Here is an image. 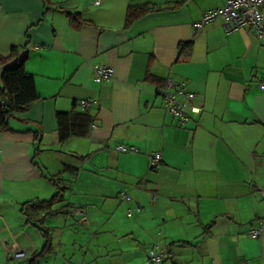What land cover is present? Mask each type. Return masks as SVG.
Segmentation results:
<instances>
[{
  "label": "crops",
  "instance_id": "obj_1",
  "mask_svg": "<svg viewBox=\"0 0 264 264\" xmlns=\"http://www.w3.org/2000/svg\"><path fill=\"white\" fill-rule=\"evenodd\" d=\"M223 1L0 0V57L25 54L38 95L0 128V264H146L156 242L164 264H264V45L193 27ZM136 5L155 9L127 24ZM98 64L113 69L100 83ZM168 76L203 108L184 125L163 106ZM72 109L92 122L62 142L56 113Z\"/></svg>",
  "mask_w": 264,
  "mask_h": 264
},
{
  "label": "built area",
  "instance_id": "obj_2",
  "mask_svg": "<svg viewBox=\"0 0 264 264\" xmlns=\"http://www.w3.org/2000/svg\"><path fill=\"white\" fill-rule=\"evenodd\" d=\"M101 0H92L94 6L100 5ZM1 10V3H0ZM220 20L223 25L224 32L231 34L234 31L243 28H249L255 37L264 45V0H224L223 4L206 10L199 20L193 23L196 30L202 29L206 24L213 21ZM35 48H38L36 46ZM112 67L104 64H98L93 67V79L100 83L109 79L112 75ZM260 87L264 88V72L259 80ZM163 106L165 110L170 113L179 124H186L192 114H198L202 111V107L193 104L194 94L188 92L185 88V82L177 80L174 77H166L161 90ZM92 99H78L76 105L82 110L86 111ZM120 151H136L137 147L126 145H118ZM162 162V153L160 151H150L148 154V164L151 169L157 168ZM262 197H264V189L261 190ZM118 197L121 200L128 201L131 199L130 193L120 191ZM155 198V195L153 196ZM141 206L136 209L131 207L127 210V215L131 216L135 211L140 212ZM80 214H84V210L80 209ZM261 227L250 228L248 235L251 237L260 236ZM161 231H159V234ZM10 258L22 260L27 258V253L23 249L14 245L10 248ZM167 248L161 242H156L147 252L146 264H164L167 260Z\"/></svg>",
  "mask_w": 264,
  "mask_h": 264
},
{
  "label": "trees",
  "instance_id": "obj_3",
  "mask_svg": "<svg viewBox=\"0 0 264 264\" xmlns=\"http://www.w3.org/2000/svg\"><path fill=\"white\" fill-rule=\"evenodd\" d=\"M154 9V7L141 5L130 6L126 13V23L129 24L139 16ZM67 14L72 25L78 26L81 23L77 14ZM187 46L188 43L181 44L180 50L184 51ZM12 59L14 61L5 65L0 76V128L2 129L7 128L8 118L12 115L13 110L26 107L38 99L34 78L24 68L26 55L19 56L18 49L13 47L10 55L0 57V64ZM56 120L59 139L62 142L71 136H85L92 122L88 113L74 109L68 112L58 111ZM33 259L30 260L29 264H33Z\"/></svg>",
  "mask_w": 264,
  "mask_h": 264
}]
</instances>
